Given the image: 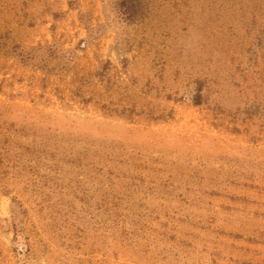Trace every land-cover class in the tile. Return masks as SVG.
Returning <instances> with one entry per match:
<instances>
[{
    "label": "rangeland",
    "instance_id": "1",
    "mask_svg": "<svg viewBox=\"0 0 264 264\" xmlns=\"http://www.w3.org/2000/svg\"><path fill=\"white\" fill-rule=\"evenodd\" d=\"M119 1L0 0V264H264V0Z\"/></svg>",
    "mask_w": 264,
    "mask_h": 264
},
{
    "label": "trees",
    "instance_id": "2",
    "mask_svg": "<svg viewBox=\"0 0 264 264\" xmlns=\"http://www.w3.org/2000/svg\"><path fill=\"white\" fill-rule=\"evenodd\" d=\"M138 2L139 0H120L118 3V6L125 15L126 19L128 21H134L138 16ZM196 104H200V102L197 100Z\"/></svg>",
    "mask_w": 264,
    "mask_h": 264
}]
</instances>
